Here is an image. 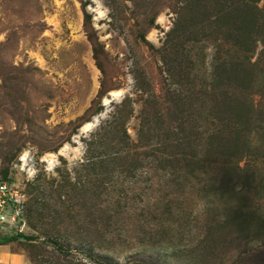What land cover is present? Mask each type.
I'll return each mask as SVG.
<instances>
[{
  "label": "rangeland",
  "instance_id": "rangeland-1",
  "mask_svg": "<svg viewBox=\"0 0 264 264\" xmlns=\"http://www.w3.org/2000/svg\"><path fill=\"white\" fill-rule=\"evenodd\" d=\"M173 1L0 0V177L2 172L12 171L23 191L35 186L46 191L40 199L53 202L48 182L77 181L83 168L80 162L85 158V136L97 126L93 122L107 117L113 105L128 94L134 99L128 128L137 139L142 108L138 90L152 92L161 74L166 76L163 47L178 17ZM248 8L264 17V0H252ZM262 20L252 31L257 40L251 54L256 64L252 77L256 80L248 87L251 92L247 99L257 107L253 113L255 128L240 133L238 161L230 163L233 169L223 176L221 186L210 190L209 182L192 179L171 204L183 218H148L154 228L151 235L141 233L139 222L129 212L108 231L92 234L99 244L89 241L84 232L88 225L78 222L89 213L90 200L84 195L82 209L80 205L77 212L68 209L65 225L57 230L35 220L26 223L21 231L38 238L0 245V264H39L35 260L38 254L41 264H264ZM226 23L233 25V20L229 18ZM141 32L148 43L142 41ZM210 39L205 50L198 51L199 57L205 56L207 68H211L218 49L222 55L230 52L226 42ZM198 65L195 63L197 80L192 85L196 89L201 88L204 78L200 68L204 65ZM99 105L103 110L74 133L70 122L88 116L90 108ZM66 138L69 140L57 149ZM221 159H217L220 166L228 165ZM151 172L136 173L138 193ZM195 174L206 177L200 171ZM86 176L84 171V186L89 185ZM133 180L127 179L125 186L133 188ZM148 184H152L148 193L156 192L155 180L151 178ZM129 195L144 205V191L141 197ZM111 196V201H103L106 208L115 203L116 196ZM106 197L104 194L102 199ZM121 225L124 228L119 230ZM12 232L17 231L0 229V237ZM52 240L65 244L66 251L59 253ZM12 253L22 260L7 262L4 258Z\"/></svg>",
  "mask_w": 264,
  "mask_h": 264
},
{
  "label": "trees",
  "instance_id": "trees-1",
  "mask_svg": "<svg viewBox=\"0 0 264 264\" xmlns=\"http://www.w3.org/2000/svg\"><path fill=\"white\" fill-rule=\"evenodd\" d=\"M251 1L174 0L178 17L167 33L168 44L163 47L166 76L161 74L159 87L155 85L152 92L138 90L142 108L137 139L132 138L128 128L134 105V99L128 94L115 103L108 116L85 136V158L80 162L83 168L77 181L57 184V179L49 181L50 197H55L53 202L40 199L46 196L45 190L28 186L25 192L26 223L30 225L35 220L57 230L65 225L66 211L75 208L77 212L78 205L82 209L81 198L88 195L89 213L78 222L88 225V230L84 227V232L91 243L99 244L92 234L100 235L101 229L108 231V227L129 212H133V219L139 222L137 228L141 233L152 235L154 228L148 218L164 217L166 221L174 216L176 219L183 218L184 215L175 212L171 204L183 193L190 180L207 181L210 190L217 184L221 186L225 181L223 176L233 169L230 163L238 161L237 152L242 148L240 133L255 128L253 113L257 107L248 102L250 99L247 101L251 92L248 87L256 80L252 77L256 64L252 63L251 54L255 52L257 40L252 36V31L264 17L248 8ZM229 18L233 20V25L226 23ZM153 22L154 15L150 23ZM140 37L148 43L144 32L140 33ZM211 37L226 42L230 52L222 55L221 48L218 49L211 61V68H207L205 56L199 57L198 51L205 50ZM193 54L198 59H194ZM195 63L204 65L200 67L204 78L199 89L192 86L197 80ZM103 108V105L91 107L88 116L71 121L70 125L75 126L74 133ZM68 140L64 139L57 149ZM217 159L224 160L228 165L220 166ZM84 171L89 183L86 186L84 182L81 184ZM140 171H152L151 175L155 173L158 179L155 175L147 176L146 185L138 193L136 189L139 185L135 180L136 173ZM196 171L206 177L196 176ZM150 177L158 188L149 194L152 186L148 184ZM127 179H134L133 188L125 186ZM13 180L12 171L2 172L0 181ZM143 191L146 193L145 203L140 206L135 199H130L129 194H133L134 198L141 197ZM104 194L107 197L103 200ZM111 194L116 196L113 198L115 203L108 204L107 210L103 204L111 201ZM117 228L122 230L124 225ZM16 231L1 236L0 245L23 239L33 241L37 237ZM52 241L56 243L59 253L66 251L65 244ZM37 256L35 260L41 264V254Z\"/></svg>",
  "mask_w": 264,
  "mask_h": 264
},
{
  "label": "built area",
  "instance_id": "built-area-1",
  "mask_svg": "<svg viewBox=\"0 0 264 264\" xmlns=\"http://www.w3.org/2000/svg\"><path fill=\"white\" fill-rule=\"evenodd\" d=\"M27 195L15 180L0 181V229L22 230L26 225Z\"/></svg>",
  "mask_w": 264,
  "mask_h": 264
},
{
  "label": "crops",
  "instance_id": "crops-1",
  "mask_svg": "<svg viewBox=\"0 0 264 264\" xmlns=\"http://www.w3.org/2000/svg\"><path fill=\"white\" fill-rule=\"evenodd\" d=\"M4 259L9 263H16V262H20L22 260L21 256L19 254H15V253H12L10 256H8Z\"/></svg>",
  "mask_w": 264,
  "mask_h": 264
},
{
  "label": "water",
  "instance_id": "water-1",
  "mask_svg": "<svg viewBox=\"0 0 264 264\" xmlns=\"http://www.w3.org/2000/svg\"><path fill=\"white\" fill-rule=\"evenodd\" d=\"M98 124H99V120H98V118H96V119H95V122H93L92 125L96 126V125H98Z\"/></svg>",
  "mask_w": 264,
  "mask_h": 264
},
{
  "label": "bare ground",
  "instance_id": "bare-ground-1",
  "mask_svg": "<svg viewBox=\"0 0 264 264\" xmlns=\"http://www.w3.org/2000/svg\"><path fill=\"white\" fill-rule=\"evenodd\" d=\"M88 126H90V123H88V124L85 126V128L88 127Z\"/></svg>",
  "mask_w": 264,
  "mask_h": 264
}]
</instances>
